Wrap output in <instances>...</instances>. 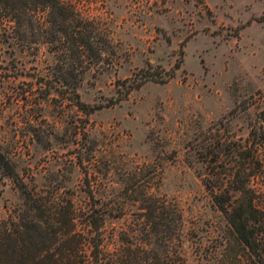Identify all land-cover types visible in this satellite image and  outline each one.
<instances>
[{"label":"rangeland","instance_id":"obj_1","mask_svg":"<svg viewBox=\"0 0 264 264\" xmlns=\"http://www.w3.org/2000/svg\"><path fill=\"white\" fill-rule=\"evenodd\" d=\"M64 1L92 21L94 49L103 50L56 51L41 33L25 45L0 29V150L24 181L67 185L78 202L86 168L110 211L109 248L145 188L179 209L172 264H255L203 181L227 178L223 147L250 143L264 108V0ZM37 8L42 28L46 11ZM170 68L165 81L133 86L144 70ZM71 86L96 108L81 110ZM257 151L264 172V144ZM256 180L264 189V175ZM19 201L0 175V217Z\"/></svg>","mask_w":264,"mask_h":264},{"label":"trees","instance_id":"obj_2","mask_svg":"<svg viewBox=\"0 0 264 264\" xmlns=\"http://www.w3.org/2000/svg\"><path fill=\"white\" fill-rule=\"evenodd\" d=\"M39 4L46 11L42 28L36 21ZM258 18L264 19V11ZM0 29L25 45L41 33L43 41L53 44L56 51L103 50L94 49L92 21L84 19L74 4L64 0H0ZM163 74L144 70L133 86L148 78L165 81L173 75V69ZM71 89L74 103L81 110L90 112L96 108L81 101L72 86ZM249 138L247 145L223 147L231 161L227 166L222 163L219 172L227 178L207 179L203 185L234 238L254 256L255 264H264V189L256 180L264 175L257 151L264 144V108L245 141ZM218 141H214L211 153L217 157L221 150ZM210 160L222 161L216 157ZM82 172L84 198L78 202L72 195L73 188L67 185L44 183L39 187L24 181L0 150V175L11 180L20 196L19 203L5 208L0 217V264H172L170 246L180 229L176 204L145 188L138 190L139 196L132 199L137 212L121 231L120 244L109 248L104 220L110 211L94 195L87 169L83 167Z\"/></svg>","mask_w":264,"mask_h":264}]
</instances>
